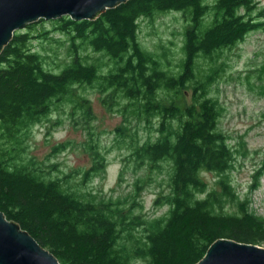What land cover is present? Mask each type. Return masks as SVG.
<instances>
[{"label":"trees","instance_id":"obj_1","mask_svg":"<svg viewBox=\"0 0 264 264\" xmlns=\"http://www.w3.org/2000/svg\"><path fill=\"white\" fill-rule=\"evenodd\" d=\"M168 14L179 43L145 47L143 23ZM254 32L264 34L259 0H130L93 21L62 17L16 31L0 52L4 217L60 264H196L219 239L264 243V217L232 180L239 151L219 129L217 94L224 55ZM256 77L264 80V59ZM91 93L122 115L110 145L92 125ZM64 121L84 134L74 150L89 165L62 170L56 159L68 140L42 158L31 153L35 127L48 133ZM111 151L124 154L116 185L126 170L134 175L116 197L91 188ZM150 185L161 188L152 202L165 209L159 216L140 198Z\"/></svg>","mask_w":264,"mask_h":264},{"label":"rangeland","instance_id":"obj_2","mask_svg":"<svg viewBox=\"0 0 264 264\" xmlns=\"http://www.w3.org/2000/svg\"><path fill=\"white\" fill-rule=\"evenodd\" d=\"M259 1L264 4L263 0ZM173 15L158 17L152 25L148 21L143 23L139 33L141 43L149 49L156 44L167 45L166 43L170 41L178 44L179 24L173 20ZM48 29L51 28L48 27ZM53 34L57 38L58 34ZM224 59L228 66L217 86V94L224 108L219 119V129L229 137L228 144L239 151L236 156L235 169L231 173L238 195L242 199L247 198L249 207L257 215L264 217V172L262 176L254 179L259 168L264 165V80H258L256 77V71L264 59V34L251 33L241 44L230 52H226ZM90 98L92 112L95 116L92 125L96 131L101 133L102 142L110 145L112 137L109 132L122 123V115L115 109L109 110L106 105H103L99 94L91 93ZM44 126L34 129V136L31 139L33 149L31 153L34 156L42 158L49 152L52 144L68 140L73 143V146L58 155L56 159L61 164L62 170L68 171L71 168L89 165L88 157L79 149L74 150V142L77 143L84 139V134L80 130L75 131L74 126L67 121L59 127L50 129L48 133ZM123 155L118 151L109 152L104 176L95 178L91 188L115 197L125 194L130 189L129 185L134 178L131 169L124 173V181L121 185H116ZM212 178L213 176L209 175V179ZM255 183L257 187L249 191V187ZM160 189L150 185L140 195L145 211L150 216H159L165 210L163 207L156 208L152 204ZM258 246L264 248V243Z\"/></svg>","mask_w":264,"mask_h":264},{"label":"water","instance_id":"obj_3","mask_svg":"<svg viewBox=\"0 0 264 264\" xmlns=\"http://www.w3.org/2000/svg\"><path fill=\"white\" fill-rule=\"evenodd\" d=\"M130 0H0V52L14 33L40 20L69 17L93 21L107 9ZM264 1V0H263ZM0 211V264H60L21 227ZM196 264H264V248L219 239Z\"/></svg>","mask_w":264,"mask_h":264}]
</instances>
